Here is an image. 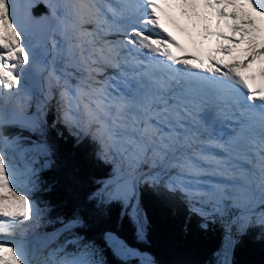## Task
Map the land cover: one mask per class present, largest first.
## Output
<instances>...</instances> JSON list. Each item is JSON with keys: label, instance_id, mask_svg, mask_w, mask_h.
I'll use <instances>...</instances> for the list:
<instances>
[{"label": "snow or ice", "instance_id": "obj_1", "mask_svg": "<svg viewBox=\"0 0 264 264\" xmlns=\"http://www.w3.org/2000/svg\"><path fill=\"white\" fill-rule=\"evenodd\" d=\"M25 6L39 4L29 0ZM25 6L0 0V264H103L89 245L57 259L63 248L45 255L24 238L39 226L43 210L19 184L28 181L34 192L43 191L39 173L52 166L54 155L45 107L53 100V128L62 124L77 143H96L99 158L112 157L105 159L112 174L100 193L107 201L131 206L142 219L139 187L163 182L194 215L209 219L235 210L230 224L237 235L264 229V0L49 2L66 46L53 40L55 55L47 64L46 46L33 43L36 34L22 17ZM61 8L72 17L71 31L57 16ZM69 68L80 73L75 85ZM33 70L47 72L44 99L35 112L28 111L30 103L10 110L12 98L31 101ZM226 121L232 122L227 130ZM172 169L175 175H169ZM60 223L61 229L45 235L71 231L80 220ZM226 231L234 247L231 227Z\"/></svg>", "mask_w": 264, "mask_h": 264}, {"label": "trees", "instance_id": "obj_2", "mask_svg": "<svg viewBox=\"0 0 264 264\" xmlns=\"http://www.w3.org/2000/svg\"><path fill=\"white\" fill-rule=\"evenodd\" d=\"M52 35L57 37L60 46L65 42L59 31L50 32L49 39ZM37 42L41 46L44 44L43 40L35 36L33 43ZM53 56L49 52L45 56V64ZM56 64L57 68L63 67L64 59H57ZM22 99L21 96L20 101ZM36 102L37 96H33L30 113L35 112ZM52 102L46 110V138L54 148V155L52 166L39 173L43 191L34 192L28 181L19 184V187L22 192L30 193L43 210L39 226L34 231L54 233L62 228L60 219L66 223L78 217L80 224L71 231H62L53 236L50 245L42 250L45 255L54 249L63 248L57 256L60 259L65 254L71 256L79 252L81 245H89L99 250L97 257L103 260V264H225V261L229 264H264V229L252 227L244 235H237L236 228L230 224L235 210H229L223 217L209 219L194 215L182 195L167 191L163 182L155 188L148 184L139 187L137 211L142 219L139 215L134 217L131 206L119 200L109 202L101 197L100 193L105 188V182L109 181L113 167L105 159L112 160V157L99 158L96 143L90 138L77 143L76 137L62 124H56L53 128L51 125L58 112L56 100ZM22 134L31 140L40 139L28 131ZM40 159L42 163L44 158ZM39 166L36 165L37 168ZM146 169L147 166H144L142 171ZM177 171L169 170V175H175ZM133 175L139 177V173L134 172ZM93 193L97 194L96 198H93ZM204 224L207 226L202 227ZM229 227H232L231 235L236 241L234 247L228 243L226 229ZM138 228L143 229V236L137 237ZM111 236L119 238L131 249L147 253L151 262L117 254Z\"/></svg>", "mask_w": 264, "mask_h": 264}, {"label": "rangeland", "instance_id": "obj_3", "mask_svg": "<svg viewBox=\"0 0 264 264\" xmlns=\"http://www.w3.org/2000/svg\"><path fill=\"white\" fill-rule=\"evenodd\" d=\"M17 1H19V2H21V4H19V5H21V6H25L26 4H28V1L29 0H17ZM39 5H41V6H44V10H41V9H37L36 10V12H40V11H45L46 12V14H47V18L50 20L49 21V23L47 24V30H46V33H48V31H53V30H59V28H60V23H59V21L55 18V17H53L52 16V14H51V9L50 8H48V7H46L45 6V4L46 3H51V4H53V5H56V4H64V3H66L67 2V0H37L36 1ZM23 7H21L20 8V11H21V9H22ZM26 8V6L24 7V9ZM23 12H24V10H23ZM23 12L21 13L22 14V17H23ZM65 14V10L63 9V8H61V9H59V10H57V16H59V17H62L63 15ZM71 16V15H70ZM24 18V17H23ZM24 20H25V22L28 24V22H27V20H26V18H24ZM73 21V20H72ZM65 23H66V25L68 26V28L72 25V23L71 22H69V21H65ZM28 26H29V24H28ZM89 25H86V27H88ZM30 27V26H29ZM92 28L89 26V30H91ZM45 33V35H44V38L43 39H41L40 37H38V35H36V37L37 38H40L41 40H43V41H46V43L44 42V44L42 45V47H44V46H46V48H47V52H46V57H47V54H49V52H51L53 55H55V51L53 50V48H52V41L53 40H55L56 42H57V45L59 46V47H65L66 46V44H65V42L60 46L59 45V42H58V40H57V37L55 36V35H52L51 37H50V39L47 37V34ZM49 39V40H48ZM110 39H114V38H110ZM68 71H70V72H72L73 73V78L71 79V83L73 84V85H75L76 83H77V79H76V77L77 76H79L78 75V73L76 72V70L74 69V68H69L68 69ZM109 71H111V70H109ZM58 74V73H57ZM59 75V74H58ZM46 77H47V72H44L43 74H40L38 71H36V70H33V74H32V76L30 77V80H31V84H29V87H30V89H31V94H32V99H33V96H37V100H43L44 99V96H45V93H46V91H47V86H48V82H47V79H46ZM58 92V91H57ZM72 94H74V93H72ZM32 99H31V101H25L24 99H22V101H21V103H32ZM9 103H15V99L14 98H12L11 100H10V102ZM51 103H53L52 101L51 102H49L47 105H46V107H45V111L47 110L48 111V109H47V107L48 106H51ZM28 111H29V109H28ZM147 171H149V169H146L145 170V172H147ZM153 171V170H152ZM155 171H158V169L157 170H155ZM26 181H22L20 184H22V183H25ZM231 229H232V227H231ZM139 230H140V228H138V231L136 232V235H137V237L140 235L139 234ZM32 231H34V230H32ZM32 231H30V232H32ZM30 232H28L26 235H28ZM27 240H28V238H26ZM111 240H112V242H113V247H114V249H115V251H116V253L117 254H119V255H121V256H126V257H138V258H140L141 260H143L144 262H147V263H150L151 261V257H150V255H148L147 253H143V252H140V251H138V250H135V249H131V248H129L127 245H125L123 242H122V240H120L119 238H116V237H114V236H111ZM83 246L84 245H81L80 246V248L82 249L83 248ZM39 251L41 250L40 248H37ZM129 249H131V250H133L135 253H136V255H134V256H130V253H129ZM41 252H42V250H41ZM71 256L73 255V254H70ZM65 256H67L66 254L63 256V257H65ZM71 256H67L68 258H71ZM98 254H96V256H95V259H98Z\"/></svg>", "mask_w": 264, "mask_h": 264}, {"label": "bare ground", "instance_id": "obj_4", "mask_svg": "<svg viewBox=\"0 0 264 264\" xmlns=\"http://www.w3.org/2000/svg\"><path fill=\"white\" fill-rule=\"evenodd\" d=\"M104 3H109V0H104ZM38 8L41 10H44V6H41V5H39L36 8H32V9H29L26 7L23 12V17L26 18L30 26L29 27L30 30L33 31L36 35H38V37L43 39L46 33V30H47V24L49 23L50 20L47 18V14L45 11L36 12ZM231 123H232L231 121L225 122L226 130H227V126L230 125ZM48 245H50V243Z\"/></svg>", "mask_w": 264, "mask_h": 264}]
</instances>
